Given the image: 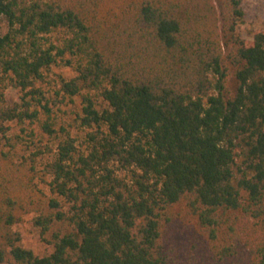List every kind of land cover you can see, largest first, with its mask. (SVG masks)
I'll return each instance as SVG.
<instances>
[{"label": "trees", "instance_id": "16d2710c", "mask_svg": "<svg viewBox=\"0 0 264 264\" xmlns=\"http://www.w3.org/2000/svg\"><path fill=\"white\" fill-rule=\"evenodd\" d=\"M243 17L242 0H0V263L264 264V31L244 39ZM58 65L85 140L62 128L51 160L17 159L11 123L56 133L40 84ZM27 214L50 255L21 246Z\"/></svg>", "mask_w": 264, "mask_h": 264}, {"label": "rangeland", "instance_id": "374dc122", "mask_svg": "<svg viewBox=\"0 0 264 264\" xmlns=\"http://www.w3.org/2000/svg\"><path fill=\"white\" fill-rule=\"evenodd\" d=\"M244 17L238 25V33L247 40L252 41L255 32L264 31V0H242ZM7 31V22L1 24V33ZM75 76V72L66 66L58 65L53 66L46 74L45 82L40 84L47 94V98L56 101V104H50L53 108L52 120L56 133L49 135L42 127V122L47 120L45 114L41 115L40 121L35 123H11L10 135L18 137L20 144L14 152L17 159L22 156H27L35 151L44 152L41 157V162H47L52 159L53 154L49 152L50 148L55 149L58 141L63 136L62 128L67 129L73 136L79 139V142H84L85 132L79 126L77 115L81 112L82 100L80 97L75 98L74 102L69 99L63 101L59 100L60 97L56 96V92L61 87L62 79H70ZM18 92L15 88L9 87L6 91L7 100L12 103L17 97ZM102 106L106 104L100 100ZM34 214H27L24 216L23 221L15 226V230L21 234V246L25 249L33 251L37 256L44 257L50 255L54 251V246L47 244L42 240L40 229L34 225ZM3 264V263H0Z\"/></svg>", "mask_w": 264, "mask_h": 264}]
</instances>
